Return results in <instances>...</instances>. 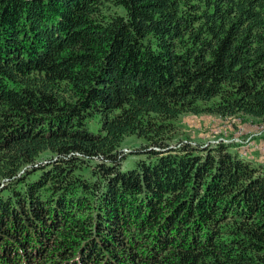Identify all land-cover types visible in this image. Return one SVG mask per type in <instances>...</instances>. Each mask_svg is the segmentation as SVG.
<instances>
[{"label":"trees","instance_id":"16d2710c","mask_svg":"<svg viewBox=\"0 0 264 264\" xmlns=\"http://www.w3.org/2000/svg\"><path fill=\"white\" fill-rule=\"evenodd\" d=\"M184 113L264 121V0H0V264H264V165Z\"/></svg>","mask_w":264,"mask_h":264},{"label":"rangeland","instance_id":"374dc122","mask_svg":"<svg viewBox=\"0 0 264 264\" xmlns=\"http://www.w3.org/2000/svg\"><path fill=\"white\" fill-rule=\"evenodd\" d=\"M87 126L91 131H96L98 124L93 119L87 123ZM175 126L178 136L191 144H197L199 146H204L221 138L224 140L234 138L240 142H237V144H243L242 148H237L238 146H236L235 149L247 148L250 152H255L252 145L257 147L264 141V121L245 115H235L225 118L209 113H184L179 115L175 120ZM250 141L252 142L250 143ZM144 143L145 141L142 137L135 135L124 136L120 144L122 151L125 153L122 156L124 158L121 164L122 169L131 168L137 159L144 156L139 152ZM230 144L231 147L229 150L234 152V149H232L234 143L231 142ZM250 154L252 155L253 153ZM253 156L255 159L260 158L259 154H253ZM255 159H250L252 165H261Z\"/></svg>","mask_w":264,"mask_h":264},{"label":"built area","instance_id":"2783aa9c","mask_svg":"<svg viewBox=\"0 0 264 264\" xmlns=\"http://www.w3.org/2000/svg\"><path fill=\"white\" fill-rule=\"evenodd\" d=\"M264 130V129H263ZM220 140H222V141H224V142H229V143H234V146L232 147V149H234V152L238 155V156H240V157H244V158H247V159H250L249 158V155H248V151H249V149H247V148H245V149H235L236 148V146H238L237 148H242V145L243 144H237V142H239L237 139H227V140H224V139H220ZM244 142V141H243ZM252 141H250V143H251ZM240 143V142H239ZM256 145V144H255ZM255 149H257V150H255ZM252 148H253V150L255 151V152H257L261 157H262V159H263V162H264V141H263V143L261 144V145H259V146H254V145H252Z\"/></svg>","mask_w":264,"mask_h":264},{"label":"crops","instance_id":"0c3cea01","mask_svg":"<svg viewBox=\"0 0 264 264\" xmlns=\"http://www.w3.org/2000/svg\"><path fill=\"white\" fill-rule=\"evenodd\" d=\"M261 139V138H260ZM259 139V140H260ZM250 153H253V154H258V153H255V152H253V151H251L250 152V150L248 151V155H249V158L252 160V159H255L254 158V156H253V154L251 155ZM255 160H257L258 161V163H261V165H264V162H263V159H262V157L260 156V158H256Z\"/></svg>","mask_w":264,"mask_h":264}]
</instances>
